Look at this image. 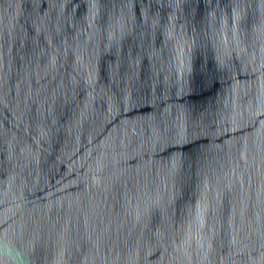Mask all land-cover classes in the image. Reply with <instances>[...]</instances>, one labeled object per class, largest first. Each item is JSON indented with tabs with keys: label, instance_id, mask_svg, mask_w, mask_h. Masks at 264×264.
Returning <instances> with one entry per match:
<instances>
[{
	"label": "water",
	"instance_id": "95a60500",
	"mask_svg": "<svg viewBox=\"0 0 264 264\" xmlns=\"http://www.w3.org/2000/svg\"><path fill=\"white\" fill-rule=\"evenodd\" d=\"M0 264H264V0H0Z\"/></svg>",
	"mask_w": 264,
	"mask_h": 264
}]
</instances>
